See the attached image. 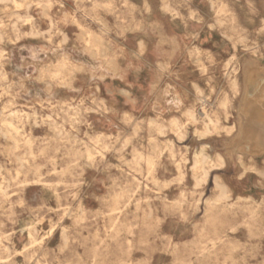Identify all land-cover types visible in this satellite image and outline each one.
<instances>
[{
    "label": "rangeland",
    "instance_id": "374dc122",
    "mask_svg": "<svg viewBox=\"0 0 264 264\" xmlns=\"http://www.w3.org/2000/svg\"><path fill=\"white\" fill-rule=\"evenodd\" d=\"M251 79L264 0L0 2V264H264Z\"/></svg>",
    "mask_w": 264,
    "mask_h": 264
},
{
    "label": "bare ground",
    "instance_id": "6f19581e",
    "mask_svg": "<svg viewBox=\"0 0 264 264\" xmlns=\"http://www.w3.org/2000/svg\"><path fill=\"white\" fill-rule=\"evenodd\" d=\"M2 1H6V0H0V2H2ZM64 18L65 17H63V19ZM24 19H27V18H24ZM89 43H90V45H92V49L94 50V53H97L99 55H104L105 54V46H104V44L101 41L93 39V40H90ZM249 57H251L253 59H257V60L260 59L258 56L254 55V54H250ZM115 75H118V71L117 70H115ZM160 82H161V76H158V80L155 83L154 88L156 89V91L158 93V99L162 100L164 98V96H167L170 93L171 85L168 84L167 88L165 90H159V83ZM259 83H260L259 81L251 79L250 81H248V83L246 85V90L252 91L253 94H252L250 100L248 101V103L245 104L241 108V110L237 112V115H239V122H240V130H241V132L239 134L240 141L237 144L235 149H237L238 147H242V149H244L246 151L249 150V152L262 153L263 156H264V82H262L261 84H259ZM234 85L236 86L235 83H234ZM121 93H122V91H121ZM176 94L179 95L178 93H176ZM179 98H180V100H182V96L181 95H179ZM170 103H172V102L170 101ZM185 114H187V116L189 118L194 119V113L192 112V110L189 109L187 112H185ZM206 117L209 118L208 115ZM173 121H176V119L174 118ZM214 125H216V124H214ZM236 127L237 126H236V123H235L234 128L231 131H227L226 135H224L223 138L232 136L233 133H234V130L236 129ZM193 135H195V134H193ZM172 141H173V139H172ZM87 145H89V144H87ZM85 146H86V144H85ZM207 152L208 151H207V147H206V149H203L202 152L200 153L201 156H197L196 157V159H195L196 167L198 165H200L201 163H203L204 158H207V155H205V153H207ZM235 153L237 154L236 161H237V163L239 165L238 167L240 168V171L242 173L247 172L249 170V165L253 164L257 160L256 158H254L252 156H249L248 158L245 159L243 157V155H241L237 151H235ZM91 155H92V153L88 152V156L91 157ZM213 158H214V160H217V161H221L222 160V157H221V155L219 153H215ZM262 175H264V174H262ZM144 181H145V179H144ZM164 183H166V182H164ZM111 230H113V229H111ZM29 238H34V233L32 231L29 232ZM199 255H201V254H199Z\"/></svg>",
    "mask_w": 264,
    "mask_h": 264
}]
</instances>
